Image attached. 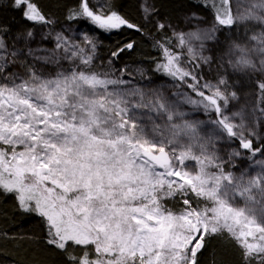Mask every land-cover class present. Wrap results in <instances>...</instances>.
<instances>
[{
	"label": "snow or ice",
	"instance_id": "6c2138e0",
	"mask_svg": "<svg viewBox=\"0 0 264 264\" xmlns=\"http://www.w3.org/2000/svg\"><path fill=\"white\" fill-rule=\"evenodd\" d=\"M193 4L212 25L155 22L171 36L150 63L169 84L152 88L142 69L137 80L120 64L134 40L96 70V32L144 34L114 0H75L66 24L36 0H10L28 27L11 35L0 23V194L40 220L66 264H200L224 235L238 264H264V0ZM140 11L157 15L147 0ZM189 20L207 23L199 11ZM233 32L225 46L220 35ZM245 88L254 105L241 103ZM234 159L258 170H226Z\"/></svg>",
	"mask_w": 264,
	"mask_h": 264
},
{
	"label": "trees",
	"instance_id": "16d2710c",
	"mask_svg": "<svg viewBox=\"0 0 264 264\" xmlns=\"http://www.w3.org/2000/svg\"><path fill=\"white\" fill-rule=\"evenodd\" d=\"M36 2L45 13L54 14L62 23H67L65 21L67 9L75 5V0H36ZM150 2L162 19L166 14L177 16L187 7L194 8L193 0H150ZM114 3L122 14L130 18L133 23L142 26L144 34L128 29L111 34L96 32L107 53L115 50L120 43L134 40L136 48L131 53H124L120 61L140 59L150 63L151 60L158 59L155 42L164 36H171V31L166 30L161 34L156 31L154 24H146L140 11L139 0H114ZM0 23L12 25V34L23 27H28L18 13L10 10V0H0ZM172 42L176 43L175 40ZM243 153L247 155L246 152ZM199 260L200 264H238L239 257L235 246L224 235L211 239L199 256ZM0 261V264H66L63 253L44 243V230L40 220L18 212L14 199L3 194H0Z\"/></svg>",
	"mask_w": 264,
	"mask_h": 264
},
{
	"label": "rangeland",
	"instance_id": "374dc122",
	"mask_svg": "<svg viewBox=\"0 0 264 264\" xmlns=\"http://www.w3.org/2000/svg\"><path fill=\"white\" fill-rule=\"evenodd\" d=\"M142 0H139V5H141ZM148 4L150 6H153L152 3L150 2V0H147ZM155 9V8H154ZM155 11L157 12V10L155 9ZM193 11H199L201 15L204 16L205 20L207 21V23H200L199 21H190L189 20V16ZM52 18H54L58 24H66V23H62L59 22L57 17L54 14H49ZM159 20L161 22H164L166 24H170L171 25V30L175 31V32H181V31H189V30H194L191 28V25L193 23L198 24L200 27L202 28H207L210 27L212 25V20L210 15L206 14L203 12V10H197L195 7L194 8H189L187 7L186 9H184L179 15L177 16H172L170 14H166V16L164 17V19L161 18V15L158 14L155 17L150 18L151 22L145 21L146 24H154L155 22ZM73 28L77 27V23L72 24ZM26 27L21 28L19 31H16L14 34L11 35H15L18 32H21L25 29ZM85 31H90L88 27L85 26ZM11 35L9 37H7L6 39H11ZM96 35V34H95ZM229 36L231 37V39H239V35L236 32L233 33H223L220 35V39L223 41L224 45L226 46L228 43L231 42V40L229 39ZM96 37L98 38V43L100 46H98L97 48V56L98 59L96 60V70H103V71H107V58L109 53H107V51L104 49V47L102 46V41L101 39L96 35ZM50 46V45H49ZM103 64L104 67L100 68V65ZM121 65H127L129 67L130 70H133V75L136 76L137 80H140L141 77L139 75L136 74V72L134 71L135 69H142L143 70V74L144 77L146 78H151V80L153 81V83L151 85H148V87H152L155 88L158 85H165V84H169V82L165 79L162 78L160 75H158L155 71H153L155 65L150 64L149 62H146L144 60H132V59H125L123 61H120ZM214 68L215 65L211 66L210 68L205 69V79L206 80H211L212 79V74H214ZM214 82V81H213ZM255 89L254 88H245L243 95L245 97H247L246 99H242L241 103L242 104H246V105H254L255 103ZM200 119H203L204 117H198ZM232 148H238V145L233 143L230 147L225 146L224 150L222 151L221 155H225L227 152L231 151ZM241 156H247L245 155L243 152H241ZM260 157H257V159H259ZM234 164L236 165V167H232L226 170H231L233 171L235 174L239 175L241 172L247 170L250 174H255V171H257L258 169H254L252 167L249 166L248 162L244 159H234ZM194 166V165H193ZM241 206H243V202H240ZM165 204L167 207L169 208H173V210H176L177 208L180 207V205L178 204V202L174 201V200H167L165 201ZM80 251V249H75L74 252L78 253ZM64 255V254H63ZM1 262V261H0Z\"/></svg>",
	"mask_w": 264,
	"mask_h": 264
}]
</instances>
